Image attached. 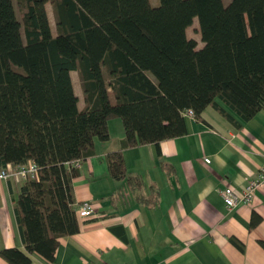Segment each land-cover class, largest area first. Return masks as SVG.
<instances>
[{"label":"trees","instance_id":"16d2710c","mask_svg":"<svg viewBox=\"0 0 264 264\" xmlns=\"http://www.w3.org/2000/svg\"><path fill=\"white\" fill-rule=\"evenodd\" d=\"M196 17L201 47L188 34ZM219 99L243 119L264 107V0H0V168L39 167L15 200L27 249L53 260L59 237L80 230L73 162L110 138V119L125 130L107 154L120 179L122 148L187 133V109L199 118L213 104L234 119ZM0 254L34 264L17 246Z\"/></svg>","mask_w":264,"mask_h":264},{"label":"crops","instance_id":"0c3cea01","mask_svg":"<svg viewBox=\"0 0 264 264\" xmlns=\"http://www.w3.org/2000/svg\"><path fill=\"white\" fill-rule=\"evenodd\" d=\"M218 103L236 121L213 104L199 118L185 114L187 133L123 147L128 174L120 179L107 154L121 148L125 130L120 117L110 119V138L95 140L73 182L77 202L92 201L97 216L60 236L53 260L25 245L15 206L25 179L0 178V249L17 246L34 264H264V189L232 207L222 195L227 185L241 191L264 166V107L243 119ZM0 264L11 263L0 254Z\"/></svg>","mask_w":264,"mask_h":264},{"label":"built area","instance_id":"2783aa9c","mask_svg":"<svg viewBox=\"0 0 264 264\" xmlns=\"http://www.w3.org/2000/svg\"><path fill=\"white\" fill-rule=\"evenodd\" d=\"M185 114L194 115L192 108L187 109ZM206 161H210V157H205ZM75 165H80V160L73 162ZM19 176L23 179L36 178L39 176V167L34 160H29L26 163L13 164L7 163L0 168V178H9ZM258 189H264V166L258 171L256 177L251 179L245 187L239 191L231 185L224 187L222 195L226 205L232 207L241 202H250ZM77 212L80 218L90 219L97 216L96 207L92 201L84 200L77 203Z\"/></svg>","mask_w":264,"mask_h":264},{"label":"rangeland","instance_id":"374dc122","mask_svg":"<svg viewBox=\"0 0 264 264\" xmlns=\"http://www.w3.org/2000/svg\"><path fill=\"white\" fill-rule=\"evenodd\" d=\"M160 0H151V2L153 4H159ZM225 3H229L230 0H224ZM47 8H48V13H49V18L51 21V25H52V29L54 31V33L57 32L56 30V20L54 17V13H53V8H52V4L50 1H48L47 3ZM188 34L189 36H192L194 38L197 39L198 41V47H201L203 45V41L201 39V34L199 31V22H198V18L196 17L193 24L191 26L188 27ZM72 77H73V82H74V86H75V90L79 93L82 101L84 100V94H83V90H82V84H81V80L79 78V74L77 70H73L72 71ZM117 118V117H116ZM119 118V117H118Z\"/></svg>","mask_w":264,"mask_h":264}]
</instances>
